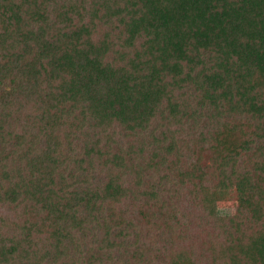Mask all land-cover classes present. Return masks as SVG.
Wrapping results in <instances>:
<instances>
[{"label": "trees", "instance_id": "1", "mask_svg": "<svg viewBox=\"0 0 264 264\" xmlns=\"http://www.w3.org/2000/svg\"><path fill=\"white\" fill-rule=\"evenodd\" d=\"M0 264H264V0H0Z\"/></svg>", "mask_w": 264, "mask_h": 264}, {"label": "rangeland", "instance_id": "2", "mask_svg": "<svg viewBox=\"0 0 264 264\" xmlns=\"http://www.w3.org/2000/svg\"><path fill=\"white\" fill-rule=\"evenodd\" d=\"M214 150L210 148H201L198 152L197 161L200 164H205ZM234 200L220 199L217 200V210L219 214H231L234 211L235 206Z\"/></svg>", "mask_w": 264, "mask_h": 264}]
</instances>
